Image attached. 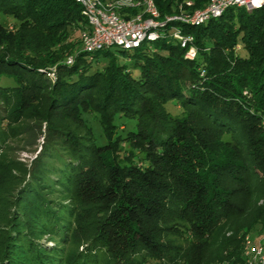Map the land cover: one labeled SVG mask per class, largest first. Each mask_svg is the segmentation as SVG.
I'll return each mask as SVG.
<instances>
[{"label":"trees","instance_id":"obj_1","mask_svg":"<svg viewBox=\"0 0 264 264\" xmlns=\"http://www.w3.org/2000/svg\"><path fill=\"white\" fill-rule=\"evenodd\" d=\"M207 1L154 0L161 17ZM175 24L194 59L168 35L86 52L75 0H0V264H243L264 231V6ZM21 134L41 136L29 167L1 158Z\"/></svg>","mask_w":264,"mask_h":264},{"label":"built area","instance_id":"obj_2","mask_svg":"<svg viewBox=\"0 0 264 264\" xmlns=\"http://www.w3.org/2000/svg\"><path fill=\"white\" fill-rule=\"evenodd\" d=\"M81 6L85 28L81 33V49L86 52L116 46L131 50L147 46L153 50V41L170 36L185 48L184 57L196 56L193 35L175 24L197 26L209 18L220 16L229 6L247 9L264 6V0H208L201 8L161 17L154 0H75ZM191 5V1H186ZM175 22V23H173ZM73 56L65 60L72 63ZM203 71H201L202 74ZM52 76V73H49ZM243 264H264V231L259 238L246 235L242 249Z\"/></svg>","mask_w":264,"mask_h":264},{"label":"rangeland","instance_id":"obj_3","mask_svg":"<svg viewBox=\"0 0 264 264\" xmlns=\"http://www.w3.org/2000/svg\"><path fill=\"white\" fill-rule=\"evenodd\" d=\"M1 21L6 24L7 26L11 27L12 23L15 22V20L11 16H2ZM82 31L75 30L73 31V39H80V34ZM114 49L116 47H113ZM51 73V72H48ZM49 76V74H47ZM166 108L168 111H170L173 115L180 116L181 113L180 111V106L176 102L169 101L166 104ZM83 117L85 118L86 122L88 125H90L95 133V136L97 138L98 143H103L104 142V137L102 134L101 126L98 122V118L92 114V113H84ZM117 125L118 129L117 132L121 135H124L126 131L130 128L133 127L134 121L131 120H126L124 118H119L117 120ZM79 132H82V130H79ZM24 135L17 136L15 138H9L6 142L7 145H5V149L3 150L2 154V160L5 161H13L16 165H22L25 167H29V165L32 162V159H34L35 155L37 154L39 148H40V143H41V136L37 138V143L35 145H28L26 141L23 139ZM126 146V145H125ZM16 170H12V173L14 174ZM53 199H55L57 202H66V200H62L59 196H52ZM54 205H58L57 203H54ZM261 234H257L252 236L253 238H259ZM38 244L44 248V249H49L52 250L51 248L54 246H61L60 248L61 253L64 251H70L72 250L75 246L76 243H60L56 242V239L52 236H49L47 234L39 237L37 239ZM56 244V245H55ZM80 249V248H79ZM151 264H155L154 262Z\"/></svg>","mask_w":264,"mask_h":264}]
</instances>
